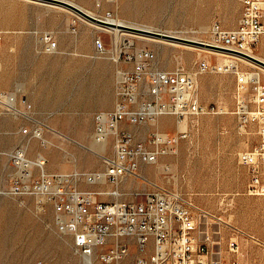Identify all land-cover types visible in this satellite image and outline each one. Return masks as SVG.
I'll return each instance as SVG.
<instances>
[{
  "label": "rangeland",
  "instance_id": "1",
  "mask_svg": "<svg viewBox=\"0 0 264 264\" xmlns=\"http://www.w3.org/2000/svg\"><path fill=\"white\" fill-rule=\"evenodd\" d=\"M76 2L97 19H109L103 13L111 11L110 19L203 41L210 40L215 21L232 29L242 12L240 0H118L99 12L91 0ZM64 10L31 0H0V93L13 94L17 110L7 112L0 105V264H90L76 253L72 237L58 231L53 207L48 205L40 211L38 197L21 195V178L11 162V154L21 147L31 160L43 157L49 174L70 176V185L79 190H119L122 200H132L154 186L182 192L209 213L212 228L222 233L216 239L223 250L232 228L264 240V197L247 194L248 172L239 163V154L251 148L257 136L254 129L250 135L239 129L234 114L235 74L206 73L198 77L201 101L223 109V113L188 119L181 127L168 116L144 125L125 126L142 142L148 141L153 132L188 133L175 151L154 165L141 166L140 177L127 176L118 185L87 183V175L105 172L100 155L113 153L114 139L95 146V117L114 108L117 70L122 66L99 54L95 41L102 36L107 49H112L120 35L103 33L104 29L90 20ZM74 21L76 33L71 29ZM44 33L54 35L59 44L56 52L44 50L40 42ZM131 33L135 32L128 34L138 47L156 52L159 69L173 70L181 65L195 71L200 59L213 63L228 60L200 49L143 40ZM251 53L264 61V37ZM232 61L241 72L260 73L264 82L263 67L244 59ZM41 128V138L35 137L34 131ZM239 240L245 251L241 263L256 258L264 264V250L244 236ZM131 248L133 260L138 248Z\"/></svg>",
  "mask_w": 264,
  "mask_h": 264
},
{
  "label": "built area",
  "instance_id": "2",
  "mask_svg": "<svg viewBox=\"0 0 264 264\" xmlns=\"http://www.w3.org/2000/svg\"><path fill=\"white\" fill-rule=\"evenodd\" d=\"M56 1L72 4L77 0ZM91 1L99 12L104 5L118 0ZM240 1L242 12L234 28L227 29L219 21L212 24L208 42L211 49L229 55L248 54L264 37V0ZM103 15L113 17L111 11ZM71 29L77 32L76 21ZM2 41L0 33V49ZM40 42L48 53L59 49L52 33L42 34ZM95 47L99 54L122 66L117 70L114 108L99 112L95 117L94 140L104 143L114 139L113 153L100 155L105 172L87 175L88 184L99 185L105 181L118 185L127 176L140 177L141 166L154 165L161 157L175 151L181 141L188 138L187 131L179 130L174 135L153 132L148 141L142 142L125 126L144 125L168 116L174 117L181 127L188 119L223 113V109L201 101L198 77L206 73L235 74L234 114L239 129L247 135L254 129L257 136L256 143L239 154V163L248 172L247 194L264 197V82L259 77L241 72L232 60L213 63L200 59L195 71L181 65L173 70L159 69L156 52L138 47L130 34L122 33L119 40L113 41L112 49H107L103 37L99 36ZM13 101L12 94L0 93V105L7 112L12 111L10 103ZM42 134V128L34 131L37 138ZM11 162L21 178V195L38 197L40 211L48 205L53 207L58 231L72 237L74 250L85 262L243 264L240 257H244L245 251L240 236L264 250V240L237 228H232L226 250L218 248L221 243L216 238H221L222 233L212 228L209 213L178 190L154 186L148 192L136 194L132 200H122L119 197L123 195L116 193L118 199L109 201L104 200L107 195L101 191L71 186L70 176L49 174L46 160L43 157L31 160L24 147L11 154ZM132 246L138 248L133 260ZM244 264L261 262L253 258Z\"/></svg>",
  "mask_w": 264,
  "mask_h": 264
},
{
  "label": "bare ground",
  "instance_id": "3",
  "mask_svg": "<svg viewBox=\"0 0 264 264\" xmlns=\"http://www.w3.org/2000/svg\"><path fill=\"white\" fill-rule=\"evenodd\" d=\"M31 1H35V2H38V3H41V4H45V5H49V6H52V7H58V9L59 8H61V9H65V10H67V11H69V12H74V13H76V14H78L77 12H75V11H73L72 9H70V8H67V7H65V6H62V5H59V4H55V3H49V2H44V1H41V0H31ZM71 5H73V6H75V7H77L78 9H80V10H82L83 12H85V13H87L88 15H90V16H92V17H96L97 15L96 14H94L92 11H90V10H88L87 8H85V7H83L81 4H79L78 2H76V1H74V2H72V4ZM64 10V11H65ZM66 11V12H67ZM72 14V13H71ZM78 15H80V14H78ZM81 17H83L82 15H80ZM83 18H85V17H83ZM102 18V17H101ZM87 20V19H86ZM102 20H104V21H106V22H108V23H110L111 25H114V26H103V25H100V24H98V23H96V22H93V21H91V22H93L94 24H95V26H97V28L98 29H104L105 31H108V32H111V33H114L117 37L119 36V35H121L122 33H130L128 30H123V29H121V28H119L120 26H128V27H133V28H139V27H135L134 25L132 26L131 24H129L128 22H126V21H124V20H120V19H108V18H102ZM94 26V27H95ZM141 29H146V30H150V31H152L153 29H150V28H141ZM131 34H135V36H136V33H131ZM140 37H141V39H143V40H147V41H160V43H166V45L167 44H170V45H172V46H174V47H180L181 45L182 46H184V47H187V48H190V49H200V50H204V51H206L207 53H212V54H215V55H222L223 57H226L228 60H226V61H224V62H222V63H228L229 62V60H233V59H244V60H248V59H246V58H244V57H241V56H238V55H229V54H227V53H223V52H219V51H215V50H213V49H211V48H207V47H201V46H197V45H190V43H188V44H185L186 42H180V41H177V40H173V39H167V38H163V37H155V36H151V35H145V34H140V33H137ZM161 34H164V33H161ZM166 35H169V36H171V37H176L177 39L179 38V39H186V40H190V41H197V42H203V43H206V44H208V42L209 41H203V40H201V39H199V38H188L187 36H185V35H181L180 36V34H178V33H175V32H167V34ZM120 37V36H119ZM118 37V38H119ZM117 40H119V39H117ZM262 40V39H261ZM185 49V48H184ZM252 50H250L249 52H248V55H250V56H254L252 53ZM250 60H248V62H249ZM233 62V61H232ZM252 62V61H251ZM234 64V67L235 68H237V66L235 65V63H233ZM253 75H255L256 77H259V79H261V77H260V74L258 73V72H254L253 73ZM12 97H13V102L12 103H10L11 104V110L12 111H16L17 112V110H15L16 109V97L12 94ZM15 112V113H16ZM108 141H105V143H107ZM93 151V150H92ZM96 152V151H95ZM102 192V191H101ZM103 194H105V196L107 195V197L108 196H115V197H118V195L116 194V193H119V190L118 191H112V192H102ZM121 194V193H120ZM122 195V194H121ZM90 264H92L93 262L92 261H88Z\"/></svg>",
  "mask_w": 264,
  "mask_h": 264
},
{
  "label": "water",
  "instance_id": "4",
  "mask_svg": "<svg viewBox=\"0 0 264 264\" xmlns=\"http://www.w3.org/2000/svg\"><path fill=\"white\" fill-rule=\"evenodd\" d=\"M41 1H44V2H49V3H55V4H59V5H62V6H65L67 8H70L72 9L73 11L77 12L78 14L82 15L83 17H85L86 19L90 20V21H93V22H96L100 25H104V26H114V25H111L110 23H107V22H104V21H101L95 17H92L90 15H88L87 13L83 12L82 10L78 9L77 7L71 5V4H68V3H65V2H61V1H56V0H41ZM119 28L121 29H124V30H128V31H131V32H135V33H140V34H145V35H151V36H155V37H163V38H167V39H173V40H177V41H180V42H186V43H190V44H195L197 46H201V47H207V48H212L209 44H206V43H203V42H196V41H190V40H186V39H177L176 37H171L169 35H166V34H161L159 32H155V31H150V30H146V29H141V28H133V27H128V26H120ZM235 54L241 56V57H244L250 61H252L253 63L261 66L264 68V61L256 58V57H253V56H250L248 54H244V53H236Z\"/></svg>",
  "mask_w": 264,
  "mask_h": 264
},
{
  "label": "crops",
  "instance_id": "5",
  "mask_svg": "<svg viewBox=\"0 0 264 264\" xmlns=\"http://www.w3.org/2000/svg\"><path fill=\"white\" fill-rule=\"evenodd\" d=\"M260 74V73H259ZM260 77H261V80H262V75L260 74ZM95 143V146L97 147V142H94ZM99 152V151H98ZM105 182V181H103ZM103 192H110V191H103Z\"/></svg>",
  "mask_w": 264,
  "mask_h": 264
}]
</instances>
